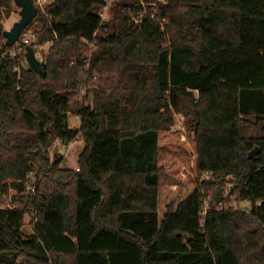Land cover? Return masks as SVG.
<instances>
[{"label":"trees","instance_id":"trees-1","mask_svg":"<svg viewBox=\"0 0 264 264\" xmlns=\"http://www.w3.org/2000/svg\"><path fill=\"white\" fill-rule=\"evenodd\" d=\"M138 1L113 2L94 36L106 0L37 6V72L2 44L0 0V264H264V0H165L163 30L151 11L132 23ZM93 71L116 83L71 105ZM77 136L76 168L50 159ZM226 177L248 211L223 207Z\"/></svg>","mask_w":264,"mask_h":264},{"label":"rangeland","instance_id":"rangeland-1","mask_svg":"<svg viewBox=\"0 0 264 264\" xmlns=\"http://www.w3.org/2000/svg\"><path fill=\"white\" fill-rule=\"evenodd\" d=\"M117 0H108V6H107V13H109V18L112 17V12L110 11V7L112 6L113 2H116ZM165 2V0H154L152 3H150L153 7H150V4L144 2L143 0H139L136 6L137 8H132L131 6L128 8H131L128 12L130 14V19L132 21V17H139L145 15L148 11L152 12V16L155 20H157L158 25L161 27V29H164L163 23L166 20H162L156 15V10L158 8V5L160 3ZM19 7H17L15 4H13V11L12 13L7 17L3 19V25L4 29H9L12 24L19 19ZM134 10V11H133ZM133 23V22H132ZM134 24V23H133ZM42 24L38 20H33L31 25L28 27L30 31L27 33V38L30 40L28 46H32L35 50V55L39 59L43 58L44 55L49 50L50 42H44L39 43L37 41V38L35 36V31L41 29ZM98 32H104L102 30H99ZM15 47L12 49V53L16 54L18 58L20 59L21 63L23 65H27V60L25 58V46L21 45V42L19 40L18 43L14 45ZM90 47L86 44H83L82 51H84L83 57L89 52ZM86 67V66H85ZM84 67V68H85ZM110 77L109 80H106V78ZM113 77L115 80L113 81L111 79ZM116 83V78L113 75H104L100 76L98 78V73L96 71L92 72L91 77L89 80L85 82H81L78 86V90L73 92L71 94L70 98V104L74 105L76 103H91L93 99V95L96 91L99 90V88H105L108 89L109 86H112ZM108 91V90H107ZM176 122L173 128H182L184 129L183 125V118L180 114H175ZM251 119L253 121V117L251 116ZM69 125L73 128L77 127L79 125V119L75 116H71L69 119ZM186 131V130H185ZM186 134H189V132L186 131ZM240 134L245 137H259L262 135L261 126L253 125L252 123H241L240 124ZM84 146V141L81 138V136L75 137L70 142H65L61 140L60 138H55L53 142L51 143L49 147V156L51 160H54L55 158L61 159L60 166L61 167H71L76 168L77 167V158L79 153L81 152L82 148ZM211 179H214L213 177ZM227 182L223 186V194L224 199L221 201L223 204V207L232 208V209H240V210H246L248 211L250 208V202L246 200H240L236 197L235 194H233L234 184L229 181V177H226ZM232 188V189H231ZM204 207H206L207 202L209 203V200L211 198L210 191L204 190ZM23 194V191H17L15 189L9 188L8 191L3 195V199L6 202V205L14 206L15 201L13 200V195H20ZM30 205V203L28 204ZM33 222L31 220V216H26L25 222L22 226V234L24 237H27L29 234L33 232L32 229ZM259 232V229H257Z\"/></svg>","mask_w":264,"mask_h":264},{"label":"water","instance_id":"water-1","mask_svg":"<svg viewBox=\"0 0 264 264\" xmlns=\"http://www.w3.org/2000/svg\"><path fill=\"white\" fill-rule=\"evenodd\" d=\"M13 2L20 9V17L9 29H4L2 32L4 39L9 45L15 44L18 41L21 32L28 26L37 12V6L34 4L33 0H13ZM25 58L33 70L37 72L41 71L40 60L36 57L32 46L25 47ZM258 151L259 148H254L251 153H256Z\"/></svg>","mask_w":264,"mask_h":264},{"label":"built area","instance_id":"built-area-1","mask_svg":"<svg viewBox=\"0 0 264 264\" xmlns=\"http://www.w3.org/2000/svg\"><path fill=\"white\" fill-rule=\"evenodd\" d=\"M49 1H50V0H33L34 4H35L36 6H39V8H40L41 10H44V6H45V4L48 3ZM107 6H108V0H106L105 5H103V6L101 7V9L99 10V12H98L99 17H100V25H99L98 29L94 31L93 36L97 33V31H99V30L105 31V30L107 29V27H106L105 24H106V22L110 19V18H109V13H107V11H106ZM141 19H142V15L139 16V17H134V16H133V17H132V22L134 23V25H138V24L141 22ZM29 31H30V29H29L28 27H26V28L21 32V34H20V36H19V39H18V41H17L16 43H18L19 40H20L22 46H28V44L30 43V42H29L30 40H29L26 36H27V33H28ZM84 42H85L86 45H88V46L90 47L89 52H88L87 57H86V61H88L91 52L95 49V42H94V40H91V41H86V40H85ZM4 43H7L5 39L2 41V44H4ZM16 43H15V44H16ZM13 54H14V53H13ZM39 60H40V59H39ZM43 60L45 61V57H44V56H43ZM205 174H207V172H205ZM32 190H33V189H32Z\"/></svg>","mask_w":264,"mask_h":264}]
</instances>
